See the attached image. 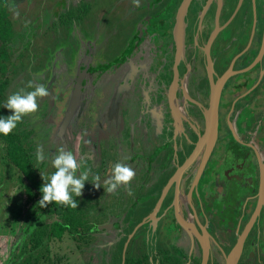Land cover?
Returning <instances> with one entry per match:
<instances>
[{
  "label": "flooded vegetation",
  "instance_id": "af4514ba",
  "mask_svg": "<svg viewBox=\"0 0 264 264\" xmlns=\"http://www.w3.org/2000/svg\"><path fill=\"white\" fill-rule=\"evenodd\" d=\"M185 4V48L178 56L175 29ZM16 14L39 25L30 33L22 25L26 38L13 40L15 48L28 47L29 63L8 91L24 72L47 67L50 55L46 85L55 86L51 68L64 62L69 100L56 136L79 81L80 106L57 137L64 142L71 128L78 130L80 160L105 173L111 165L101 173V190L91 183L80 196L95 205L94 222L88 220L96 238L92 262L118 264L121 253L123 264L129 257L132 264H264V0H139V7L132 0H28ZM59 28L67 35L47 53L39 42ZM35 42L39 51L32 53ZM214 97L215 145L210 154L207 147L194 154ZM92 121L91 136L85 129ZM118 162L136 173L131 194L123 186L106 191ZM116 198L123 204L112 210Z\"/></svg>",
  "mask_w": 264,
  "mask_h": 264
},
{
  "label": "trees",
  "instance_id": "16d2710c",
  "mask_svg": "<svg viewBox=\"0 0 264 264\" xmlns=\"http://www.w3.org/2000/svg\"><path fill=\"white\" fill-rule=\"evenodd\" d=\"M25 12L26 9H24L23 13L25 14ZM3 13L4 15H0V27H2L0 28V118L12 115V112L4 107L7 98L10 96L8 88L19 72L28 68L26 64L29 63L28 47L24 51L12 45L15 38L22 41L26 38L23 34L18 35L16 31L20 21L17 19L15 20L16 23L9 22L11 18L6 8ZM10 33H14V36L11 37ZM12 68L15 69L13 74L10 72ZM23 124L24 122L19 123L17 128L8 136L0 135V150L3 152L1 159L3 166L0 168V178L3 176V172H9L11 177L12 173L17 172L19 174L17 177L18 183H20L22 188L20 189L25 192L28 198L24 205L17 204L18 211L21 210L17 214L19 216L17 220L18 224L23 222L21 227L23 238L17 244L20 261L13 264H51L49 244L54 239L63 240L66 234H69V237L76 242L80 252L85 254L90 250L91 243L96 238L89 233L94 225L89 224L88 219L82 213L85 210L92 211L95 205L91 206L88 203L83 207L77 201V197L73 196L79 204L77 209L55 202L45 208L40 207L39 201L42 199L40 189L45 182L49 181V175L55 169L52 171V169L46 167L45 162H37L35 153L37 141L33 140L34 130L29 128L27 130V127L25 128ZM25 125L27 124L25 123ZM86 163L88 164V162ZM87 168H89L88 165ZM1 179L0 192L1 187L3 189V187L9 185L7 178ZM90 185L91 182L85 183L86 188H89ZM82 208H85V210ZM81 209L83 212H81ZM45 215L53 217L52 223H47V220L44 219ZM27 220L28 223H26ZM14 234H16V231ZM120 256L121 253H119ZM132 261L133 258L131 260L128 258L127 264H132ZM92 263L90 258L88 264Z\"/></svg>",
  "mask_w": 264,
  "mask_h": 264
},
{
  "label": "rangeland",
  "instance_id": "374dc122",
  "mask_svg": "<svg viewBox=\"0 0 264 264\" xmlns=\"http://www.w3.org/2000/svg\"><path fill=\"white\" fill-rule=\"evenodd\" d=\"M20 2L18 0H6V3H9V9H10L11 13L14 14V15H12V14H9L7 12L11 18V19H9V22L12 21L13 23H16L15 20H17V19L20 21V24H18L16 27V31H17L18 35L21 34L20 31L22 30V25H28V33H30L32 31V29L35 28L36 25H39L38 22H36L34 24V21L31 19H26L23 22V14H16V12L19 11V5L20 4H22V5L28 4V0H21ZM3 4H4V0H1L0 11H2V12L0 13V15L1 14L4 15L3 11H4L5 7H2ZM109 6L111 8V6H113V3L110 2ZM120 13L121 12H119V14ZM30 15L32 16L33 13H31ZM112 15L115 16L114 14H112ZM40 27L41 26H39V28ZM0 28H2V27H0ZM39 28H36L34 33L36 31H38ZM8 29L10 30L9 25H8ZM59 29H58V31H57V29H53V31H51L52 38L50 41L44 40V41L39 42V44L45 43L44 46L42 47V49L45 48V51L47 53H51L52 51L56 52L55 51L56 46L59 44L58 40L61 39V36L67 35V32L65 31L67 28H65V29L59 28ZM61 29L63 31H61ZM10 36L13 37L14 33L13 34L10 33ZM27 44H28V38L24 42L23 45L25 46ZM16 45L18 46L19 44L17 43ZM23 45H21V46H23ZM63 46L65 49L67 48L66 45H63ZM39 47L37 46V44L35 42L33 44V47H30V52H32V53L38 52ZM60 51H63V49H59L58 53ZM50 56H49V58L51 59L52 56L51 57ZM31 58L33 61H36L38 59V57H35L34 55H31ZM22 60H23V58H22ZM50 63L51 62L47 63V67L42 68V70H40L39 72L37 71L36 74H33V76L28 75V71H26V72H24V74L20 75L14 81L11 88L9 89V91H8L9 94L11 95L13 93H16V92L20 91L21 89H24L25 92L32 91L33 89H29L27 87L29 82H33L34 84L46 85L48 80H49V77L46 79L45 76H47L48 72H50V71L47 72V75H45V74H46L48 67H50V66H48V65H50ZM55 64L57 67L55 66ZM55 64H54V67L52 66L53 70L51 68V72H54L55 70H56V72L54 73L53 77L50 75V78L52 79V81H54V79H56V77L58 76L57 78H59V80L56 79L53 82V83H56L55 86L51 85V87H49L48 85H46V88L48 89V91L50 93L49 97L51 99V102H47L45 100V97L44 98H38V103H39L38 111L31 114V115L23 117L22 122L29 123V126H30L29 129L34 130L33 140L35 139L37 141V147L38 146L43 147L44 154L46 157L44 162H45V165L47 168L52 169V171L54 170V167L52 165V158L58 152V149L61 146H63L66 150L72 151L73 154L77 157L78 161L82 162L84 168H87V165H89L91 167V165L93 166L92 161L80 160L79 144H78L79 143V139H78L79 131L78 130L73 131L71 128L68 131L67 136H65L64 142H61L55 134V131H56V129H58L59 122L61 121V119L64 115V111L66 110V105H67V102L69 100V88H66L67 82L64 81L65 77L63 76V72L66 74V78L68 76V74L66 72V66H65L64 62H61L59 64L55 63ZM26 65H28V64H26ZM10 72H11V74H13L15 72V69H13V68L10 69ZM60 97H63L61 102L59 100ZM89 125H91V130H88V127H87L85 129V131H87V133L91 134V136H92L93 131H94L95 127L97 126V124L94 121H92L89 123ZM102 125L104 128L105 125L104 124H102ZM27 127H28V125H27ZM26 129L28 130V128H26ZM103 150H104V148H103ZM36 152H37V149H36L35 153ZM2 153H3L2 150H0V168H2V166H3L1 164L2 163V161H1ZM98 161H100V160L98 159ZM108 161H111V160H108ZM86 162H89V164H86ZM90 163H91V165H90ZM110 166L108 165V163L105 165L106 173L109 171ZM99 169L100 168H95L93 166L88 182H92V177L95 175L100 176V178H101L100 181L105 179V176L101 177V173L104 175L106 173L102 172V171H98ZM82 170H84V169L82 168L81 171ZM52 173L53 172L50 173L49 178H50ZM18 175L19 174L17 172L12 173V177H11V174L9 172H3V176L1 177V178H7V181L9 180L8 181L9 185L7 187H3V189L1 187V192H0V264H13L14 262L20 261L19 249L17 248V244H19V242H21V240L23 238V234L21 232V227H22L23 222L18 224L17 218L19 216L17 214L19 212H21V210L18 211L17 204L24 205L26 203V201L28 200V198H27V195L25 194V192L21 190L22 188L20 187V183H18V178H17ZM1 178H0V183L2 181ZM100 190L101 189H98V192ZM121 192H122V190H121ZM83 193L86 194L87 191L84 190ZM107 200L109 201V199H107ZM77 201H79L80 202L79 204L84 207L89 203V198L88 197H83V198L77 197ZM118 202H119V205L123 204L122 201L118 198H116V200L111 199L110 203H113V204H111L112 210L115 207H117ZM102 205H104V203ZM107 206H109V204H106V207ZM85 208H82V209L85 210ZM82 209H81V212H83ZM150 209H151V205H150V208L148 210L150 211ZM22 212H23V210H22ZM26 215H27V213H26ZM82 215L86 219L91 220L92 223L94 222L92 211L85 210L82 213ZM44 219L47 220V223H52V221H53V217H51L49 215H45ZM138 221H139V219L136 221V223ZM26 223H28V220ZM137 228L138 227H136L134 229L133 233L136 232ZM14 230L16 231V234H14L15 233ZM13 231H14V233H13ZM127 243H128V241H127ZM127 243H126L125 247L127 246ZM49 247H50L49 257L51 259L50 260L51 264H88L89 263L90 252L87 251L85 254L80 252V250L78 249V245L76 244L75 241L72 240V238L69 237V234H66L64 236L63 240H60V239L52 240L49 244ZM123 253H124V251H123ZM103 255H105L104 252H103ZM118 259H119L118 264H120L121 259H122V264L125 263V259L123 258V256L118 257ZM129 260H131V257H129ZM92 264H94V263H92Z\"/></svg>",
  "mask_w": 264,
  "mask_h": 264
},
{
  "label": "clouds",
  "instance_id": "9594fccd",
  "mask_svg": "<svg viewBox=\"0 0 264 264\" xmlns=\"http://www.w3.org/2000/svg\"><path fill=\"white\" fill-rule=\"evenodd\" d=\"M132 2L136 7H139V0H132ZM27 87L33 90L25 92L24 89H21L7 98L4 107L10 110L12 115L0 118V135H10L17 128V125L22 122L23 117L38 111V98H44L50 94L43 84L29 82ZM84 135H87V133H82L81 138ZM45 159L43 147L38 146L36 152L37 162L42 163ZM52 165L55 171L51 174L49 181L45 182L40 189L42 193V199L39 201L40 207L45 208L55 202L77 209L78 203L73 196L80 197L82 195L92 169L84 168L82 162L78 161L73 152L66 150L63 146L58 149V152L52 158ZM82 168L84 170L81 171ZM135 176L136 173L132 167L124 163H116L112 168L111 177L104 181L106 191L111 194L123 186L129 189V194H131L130 185ZM100 179L99 175L92 177L93 182L91 183L97 189L101 187Z\"/></svg>",
  "mask_w": 264,
  "mask_h": 264
},
{
  "label": "water",
  "instance_id": "95a60500",
  "mask_svg": "<svg viewBox=\"0 0 264 264\" xmlns=\"http://www.w3.org/2000/svg\"><path fill=\"white\" fill-rule=\"evenodd\" d=\"M189 2V1H188ZM187 4H185L178 15L177 18V25L175 29V41L177 45V54L178 56H182L184 54V48H185V21L184 17L186 14ZM81 93H82V83L77 81L74 91L72 92L68 109L66 111L65 117L60 125V129L57 133V136H62L67 127L72 123L74 114L76 110L79 108L81 103ZM213 102L206 114V123H205V132L200 138L198 148L196 149L194 154H197L202 148L207 147L206 154H210L216 139H217V133H218V107H217V98L214 97ZM181 168L178 169V171L175 174L174 179L178 180L180 179L181 175L183 174L184 170L191 164L192 159H188ZM204 164L202 165V167ZM260 199L261 202L264 204V166L262 167V177H261V187H260ZM105 229V226L98 227V231H102ZM127 247V246H126Z\"/></svg>",
  "mask_w": 264,
  "mask_h": 264
},
{
  "label": "crops",
  "instance_id": "0c3cea01",
  "mask_svg": "<svg viewBox=\"0 0 264 264\" xmlns=\"http://www.w3.org/2000/svg\"><path fill=\"white\" fill-rule=\"evenodd\" d=\"M65 51H66V50H65ZM65 51H64V54H63V56H64V57H66V56H65ZM49 59H50V58H48V60H47V63H49V62H50V60H49ZM47 63H46V64H47ZM56 131H57V129H56ZM56 131H55V134H56ZM84 190H86V191H87V193H89V192H88V191H89V188H86V187H84ZM100 244H102V243H100Z\"/></svg>",
  "mask_w": 264,
  "mask_h": 264
}]
</instances>
